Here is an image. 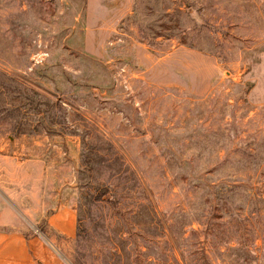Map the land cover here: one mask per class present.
<instances>
[{
  "label": "rangeland",
  "instance_id": "374dc122",
  "mask_svg": "<svg viewBox=\"0 0 264 264\" xmlns=\"http://www.w3.org/2000/svg\"><path fill=\"white\" fill-rule=\"evenodd\" d=\"M51 198L68 264H264V0H0L2 264Z\"/></svg>",
  "mask_w": 264,
  "mask_h": 264
},
{
  "label": "crops",
  "instance_id": "0c3cea01",
  "mask_svg": "<svg viewBox=\"0 0 264 264\" xmlns=\"http://www.w3.org/2000/svg\"><path fill=\"white\" fill-rule=\"evenodd\" d=\"M1 203V202H0ZM51 205L53 210L50 211L47 218V227L50 234V247L42 245L37 246L35 250V260L38 264H68L67 260L62 255L63 240H69L75 237L77 231V212L73 207L74 204L68 201H61L60 205H57L58 200L51 198ZM2 236H0V239ZM13 245L10 244L1 245L0 242V264L3 260L17 261L18 255L15 250H12ZM32 257V256H30ZM28 256L25 257L26 262H30ZM30 264V263H28Z\"/></svg>",
  "mask_w": 264,
  "mask_h": 264
}]
</instances>
